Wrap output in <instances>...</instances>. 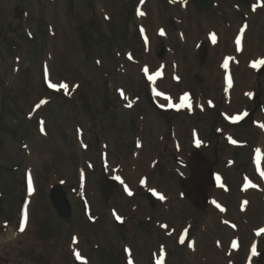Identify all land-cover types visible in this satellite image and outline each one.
<instances>
[{"label": "rangeland", "instance_id": "rangeland-1", "mask_svg": "<svg viewBox=\"0 0 264 264\" xmlns=\"http://www.w3.org/2000/svg\"><path fill=\"white\" fill-rule=\"evenodd\" d=\"M252 2L217 0L200 12L191 0H0V264H53L60 252L58 264H67L77 247L82 264H100L94 246L99 234L124 246L135 264H154L161 250L167 264H189L193 255L199 260L192 264H264V235L254 233L264 226V0ZM158 67L166 77L152 85L145 68ZM47 78L71 89L50 91ZM234 81L240 101L226 115V91ZM119 89L128 97L122 104L141 97L135 111L118 107ZM154 89L168 95L166 108L173 102L169 116L183 124L185 148L199 140L207 157L201 165L214 162L212 178L200 175L186 186L193 193L187 200L179 197L183 186L167 166L151 173L153 186L172 197V224L182 227L179 234L191 231L183 243V235L156 237L140 223L130 237L126 227L116 226L108 205L125 213L132 203L123 183L107 202L101 198L100 162L111 172L119 160L129 169L137 114L145 121L146 153L166 140L167 121L146 95ZM183 93L191 95L190 103L175 107ZM255 108L254 122L235 125L236 117ZM96 130L104 142L96 143ZM56 170L60 175L53 177ZM215 175L225 178L221 188ZM58 182L66 183L70 219L61 218L49 198ZM81 197L92 200L97 221L91 226ZM26 199L29 225L21 231ZM139 200L146 201L142 195Z\"/></svg>", "mask_w": 264, "mask_h": 264}, {"label": "water", "instance_id": "water-1", "mask_svg": "<svg viewBox=\"0 0 264 264\" xmlns=\"http://www.w3.org/2000/svg\"><path fill=\"white\" fill-rule=\"evenodd\" d=\"M245 3L250 4L251 0H242ZM195 4L197 5L199 10H207L209 9L214 3L215 0H194ZM85 42L86 38H85ZM105 182V179L103 178V183ZM104 186L107 188L108 185L104 183ZM52 200L53 203L57 209V211L66 218H69L71 216V206L66 198V194L61 189V187L57 186L52 191ZM102 260L103 264H120V261L118 258H113L108 254L102 253Z\"/></svg>", "mask_w": 264, "mask_h": 264}, {"label": "snow or ice", "instance_id": "snow-or-ice-1", "mask_svg": "<svg viewBox=\"0 0 264 264\" xmlns=\"http://www.w3.org/2000/svg\"><path fill=\"white\" fill-rule=\"evenodd\" d=\"M161 34H163V30H161ZM212 39H213V41L215 42V39H216V37H215V35H213L212 36ZM228 65H227V61H225V63H224V67H227ZM148 71V69L147 68H145V72H147ZM159 73H157V75H158ZM153 77H149V79H152ZM229 84H231V80L229 79ZM53 87H55L54 85H53ZM62 87H67V85H62ZM159 94H161V93H158V95ZM186 101H188V95L187 94H185V96L182 98V103L181 104H179V105H175V107H183L184 106V102H186ZM41 103H43V101L41 102ZM39 106V105H38ZM129 106H131V105H129ZM170 106H172V105H170ZM257 151H259V150H257ZM118 179H119V177H118ZM164 197L163 196H161V199H163ZM218 207H219V205H218ZM221 210H223V209H221ZM21 231H23V228H21ZM181 243H183V239H181Z\"/></svg>", "mask_w": 264, "mask_h": 264}, {"label": "bare ground", "instance_id": "bare-ground-1", "mask_svg": "<svg viewBox=\"0 0 264 264\" xmlns=\"http://www.w3.org/2000/svg\"><path fill=\"white\" fill-rule=\"evenodd\" d=\"M158 18V16H157V14H156V20H159V19H157ZM245 48V47H244ZM243 50H245V49H243ZM225 71V70H224ZM217 74H219V71L217 72ZM234 85H235V82H234ZM238 86H239V84H238ZM239 101H240V98H235V99H232V98H228V100H227V105L228 106H231L234 110L236 109V106H238L239 105ZM36 162V161H35ZM56 172V171H55ZM55 174V173H54ZM53 174V175H54ZM38 193V192H37ZM264 232V231H263ZM187 261V263H189V262H191V260L189 261V259H187L186 260ZM189 261V262H188Z\"/></svg>", "mask_w": 264, "mask_h": 264}]
</instances>
